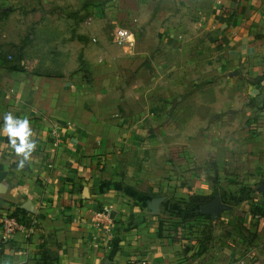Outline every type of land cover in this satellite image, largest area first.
I'll use <instances>...</instances> for the list:
<instances>
[{
	"label": "rangeland",
	"instance_id": "rangeland-1",
	"mask_svg": "<svg viewBox=\"0 0 264 264\" xmlns=\"http://www.w3.org/2000/svg\"><path fill=\"white\" fill-rule=\"evenodd\" d=\"M139 3L0 0V64L15 61L24 45V52L42 60L52 54L54 62L64 61L70 76L82 71L87 84L94 80L92 89L100 92L102 107H107L102 115L121 122L123 136L119 133L121 145L114 160L122 184L135 191L147 185L144 193L165 195V226L178 219L175 211L180 213L194 196L202 201L218 194L229 208L217 218L205 214L178 225L195 249L211 246L199 263L264 264V214L237 215L255 203L264 209L257 188L264 184V175L254 162L258 154L246 150L241 171L230 173L223 164L233 148L227 144L229 126L216 119L227 116L231 102L249 98L243 90L236 92L239 85L231 82L233 64L227 43L220 41L221 29L207 26L204 14L183 9V2L163 17L171 23L176 18L175 24L152 23L158 8L146 12ZM76 19L87 39L81 46L75 34L69 35ZM118 27L134 34L132 47L115 44ZM238 197L243 200L236 201Z\"/></svg>",
	"mask_w": 264,
	"mask_h": 264
},
{
	"label": "crops",
	"instance_id": "crops-1",
	"mask_svg": "<svg viewBox=\"0 0 264 264\" xmlns=\"http://www.w3.org/2000/svg\"><path fill=\"white\" fill-rule=\"evenodd\" d=\"M182 2L183 9L204 14L207 26L220 27V41L223 46L227 43L233 64L231 82L239 85L236 92L243 90L249 98L231 102L227 116L216 119L229 126L225 133L233 148L223 164L230 173L235 168L241 171L245 151L255 150L254 162L264 175V0H140L139 4L146 12L157 7L152 23L168 26L176 18L164 21L165 13L177 11L175 6ZM75 21L69 35L75 34L81 46L87 39L79 31L80 20ZM25 47L19 46L24 71L7 68L15 61L0 64V224L16 208L25 210L19 215L35 221L7 241L0 237V264H200L211 246L195 249L174 223H162L158 234L159 221L167 217L162 213L167 197L144 193L147 185L135 191L122 184L114 160L123 136L121 122L102 115L107 107H102L100 92L92 89L94 80L87 84L82 71L70 76L64 61L54 62L52 54L42 60L24 52ZM63 50L69 58L70 52ZM6 113L29 121L34 148L27 159L14 151L3 131ZM157 196L164 200L153 213L148 204ZM105 208L107 215L100 216Z\"/></svg>",
	"mask_w": 264,
	"mask_h": 264
},
{
	"label": "trees",
	"instance_id": "trees-1",
	"mask_svg": "<svg viewBox=\"0 0 264 264\" xmlns=\"http://www.w3.org/2000/svg\"><path fill=\"white\" fill-rule=\"evenodd\" d=\"M17 55L18 56L15 59L16 64L15 65H11V66H9L7 68L10 69V70L24 71V68L21 65L22 54L21 53H18ZM263 78H264V75H263ZM214 195H215V193H213L211 195V199L213 198ZM193 199H195V200H193ZM193 199H192L193 201L190 200L185 205L184 209L180 213H177V211H175V214L174 215L176 217L178 216V221L177 222H174L175 228L179 225L180 222H193V221H197V220L201 219L202 217L207 216L205 214H201L199 212L198 208L201 205L209 202L211 199L210 198L207 199L206 197H203V200L202 201H199V199H202L200 196H194ZM242 200L243 199L240 198V197L236 198V201H242ZM262 207L263 206H262L261 203L251 204L250 207H249V209L247 211L239 212L237 215L239 217V216H243V215L248 214L250 216L259 217L260 215L264 214V209ZM19 214L24 215L25 214V210L24 209H21V208H16L13 211V213H12V215H15V216L16 215H19ZM161 229H162V220H160L159 221V224H158V234L159 235L161 234Z\"/></svg>",
	"mask_w": 264,
	"mask_h": 264
},
{
	"label": "built area",
	"instance_id": "built-area-1",
	"mask_svg": "<svg viewBox=\"0 0 264 264\" xmlns=\"http://www.w3.org/2000/svg\"><path fill=\"white\" fill-rule=\"evenodd\" d=\"M114 40L117 45H128L132 46L134 42L133 34L124 27H118L115 30ZM108 213V208H105L103 212L100 213V216H106ZM34 219H26L22 217L21 215H12L11 213L6 215L1 219V230H0V237L2 241H7L10 238V235H12L16 231H25L26 224L33 226L34 225ZM100 220L96 219V222L94 223V231L98 232L100 229ZM107 232V231H106ZM94 236V235H93ZM92 236V237H93ZM94 239V238H93Z\"/></svg>",
	"mask_w": 264,
	"mask_h": 264
},
{
	"label": "clouds",
	"instance_id": "clouds-1",
	"mask_svg": "<svg viewBox=\"0 0 264 264\" xmlns=\"http://www.w3.org/2000/svg\"><path fill=\"white\" fill-rule=\"evenodd\" d=\"M3 131L10 138V144L17 154H21L25 159L34 148V141L30 139L32 133L27 119L15 118L11 113H6L3 117Z\"/></svg>",
	"mask_w": 264,
	"mask_h": 264
},
{
	"label": "water",
	"instance_id": "water-1",
	"mask_svg": "<svg viewBox=\"0 0 264 264\" xmlns=\"http://www.w3.org/2000/svg\"><path fill=\"white\" fill-rule=\"evenodd\" d=\"M257 188L264 196V184H259ZM163 200L164 196L153 197L148 204V208L150 209V211L156 213L158 211L160 203ZM227 208H229V205L224 203L221 200L220 196L216 194L209 202L201 205L198 210L201 214H209L211 218H215L220 212L226 210Z\"/></svg>",
	"mask_w": 264,
	"mask_h": 264
}]
</instances>
